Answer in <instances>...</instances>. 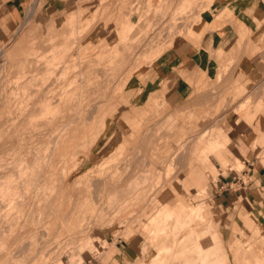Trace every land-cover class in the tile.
I'll return each mask as SVG.
<instances>
[{
    "label": "rangeland",
    "instance_id": "1",
    "mask_svg": "<svg viewBox=\"0 0 264 264\" xmlns=\"http://www.w3.org/2000/svg\"><path fill=\"white\" fill-rule=\"evenodd\" d=\"M220 2L84 0L55 15L32 0L25 23L0 41V264H118V247L129 243L120 241L131 235L130 264H155L161 248L191 235L188 245L210 244L231 264L220 231L228 210L215 193L232 175L248 183L250 168L264 174L263 146H253L247 126L235 128L241 111L264 102V80L237 81L232 58L179 107L164 102L140 115L143 108L124 100L130 80L143 79ZM127 114H139L142 129L126 128ZM240 130L246 154L232 152ZM224 136L228 144L213 147ZM211 147L222 151L210 156ZM175 199L200 205L201 223L153 241L151 222ZM234 237L232 264H264L263 238L248 257L252 244L239 241L237 227ZM180 243L169 257L162 252L165 264L182 260Z\"/></svg>",
    "mask_w": 264,
    "mask_h": 264
},
{
    "label": "crops",
    "instance_id": "2",
    "mask_svg": "<svg viewBox=\"0 0 264 264\" xmlns=\"http://www.w3.org/2000/svg\"><path fill=\"white\" fill-rule=\"evenodd\" d=\"M82 1L84 0H44V6L47 11L56 15L66 13L70 6ZM94 1L105 3L109 0ZM220 3L222 8L217 11L218 14L215 16L200 14L202 25L193 29V35L177 38L174 45L144 71L143 79L136 76L130 80L126 90L127 97L124 100L143 108L140 115L153 112L164 102L179 107L191 96L197 82L216 78L218 64L220 63L222 70L226 62L232 58H239L237 73L240 74V78L237 77V81H254L257 75L260 76V81L264 80V0H221ZM31 5L32 0H0L1 42L8 40L25 23ZM77 17L78 22H83V16ZM74 32L80 34V31ZM249 67H254L256 73L247 74ZM252 76L255 78H251ZM219 78L220 71L217 79ZM240 109L244 107L240 106ZM140 115L127 114L126 128L142 129ZM246 126L247 129H251L250 141L253 146L259 148L263 146L264 152V102H259L255 108H246L240 112L235 128L243 130ZM240 132L241 140L233 138L232 152L246 154L248 149L244 146V140H247L243 139L244 131ZM220 138L221 144L215 142L213 147L228 144L225 136ZM213 147L208 149L210 156L219 155L222 150L215 149L213 153ZM256 160L259 161V157L252 158V161ZM261 172L262 170L256 172V168H250L246 174L250 179L248 183L238 175H232L226 187H222L221 194L215 193V197L222 201V206L228 210L220 231L231 264L239 252L238 249L234 253L233 249L237 245L233 244L235 227L239 231V241L252 242V255L247 251L248 257L256 255L254 242L257 239H264V174ZM179 204L182 205L180 202ZM217 211L219 213V210ZM198 221L201 223L200 220L196 222ZM244 233L253 234L250 241ZM126 240L129 241L127 246L118 247L116 258L118 264H130L137 259V251L134 249L136 238L131 235L120 242L126 243Z\"/></svg>",
    "mask_w": 264,
    "mask_h": 264
},
{
    "label": "bare ground",
    "instance_id": "3",
    "mask_svg": "<svg viewBox=\"0 0 264 264\" xmlns=\"http://www.w3.org/2000/svg\"><path fill=\"white\" fill-rule=\"evenodd\" d=\"M74 18H76L77 20V17L74 16ZM73 18V19H74ZM75 21V19L73 20ZM23 71V70H22ZM101 72H104V71H101ZM25 74V73H24ZM28 74V73H27ZM35 78V77H34ZM30 79V78H29ZM18 81V80H17ZM30 81V80H29ZM75 81V80H74ZM78 81V80H77ZM28 83V82H27ZM29 84V83H28ZM31 84V83H30ZM73 84H75L73 82ZM71 85L72 86H76V85ZM30 87V86H29ZM75 88V87H73ZM25 90V89H24ZM27 90V88H26ZM73 90V89H72ZM71 95V94H70ZM19 96V95H18ZM27 96V95H26ZM66 96V95H65ZM68 96V94H67ZM73 96V95H71ZM35 97V96H34ZM64 98V97H63ZM73 98V97H71ZM78 98V96H77ZM8 99V98H7ZM17 101V100H16ZM15 103V102H14ZM16 104V103H15ZM36 106V105H35ZM23 107V106H22ZM27 107V106H26ZM31 107V106H30ZM38 107V106H37ZM24 108V107H23ZM26 109V108H25ZM34 109V108H33ZM35 110V109H34ZM26 112V111H25ZM28 112V111H27ZM33 113V112H32ZM30 114V113H29ZM24 115V114H23ZM28 115V114H27ZM35 116V115H34ZM24 118V117H23ZM37 118V117H36ZM35 119V118H34ZM18 120V119H17ZM27 123V121H25ZM30 123V122H29ZM35 123V122H34ZM31 128V127H30ZM14 152V151H13ZM16 193V192H15ZM171 199V198H170ZM7 202V201H6ZM15 202V201H14ZM14 206V205H13ZM9 208V207H8ZM201 210L200 206H192L191 208H187L183 205H180L178 200L175 199L174 200V204H172L171 206L168 207V209L166 208V211L165 212H160L156 218H154V220L151 222V226L153 227V233H152V240L153 241H157L160 239V237L162 236H165L171 229V227H174L172 229V231H177L178 229L180 228H187V227H190L192 226V224H194L197 220H202V218L199 216H197L198 212ZM173 220L175 221L173 223ZM206 221H204L205 223ZM1 226V225H0ZM211 228V226H210ZM146 231L147 228L145 226L144 228ZM212 229V228H211ZM208 234V233H207ZM206 235V234H205ZM177 237L174 238V242L172 240V244L170 246H167L165 248H161L159 250L160 254L159 256H157V258H155V260L152 261V263H157V264H165L163 262L162 257H160L163 253H167L168 254V257H169V254L171 255V252L174 248H176L178 246V243L179 240L176 239ZM194 239L193 236L191 235V237L188 238L189 239ZM157 239V240H156ZM162 239V238H161ZM187 239H183V241H181V243L179 244L180 247H182L181 249V254L177 257H175L177 259V262L180 261L179 259H181L182 257V260L177 263V264H221V260L220 258L218 257L217 254H215L214 252L211 251V246L210 244H204L202 245L200 240H197L196 243H194L193 245H188L189 243L187 242L188 241ZM178 241V243H177ZM192 241V240H191ZM249 243V242H248ZM187 244V245H186ZM201 244V245H200ZM250 244H252V242H250ZM249 244V245H250ZM189 246V247H188ZM180 247H178L180 249ZM213 248V246H212ZM250 248V247H249ZM248 248V249H249ZM164 251V252H163ZM178 251V250H177ZM180 251V250H179ZM178 251V252H179ZM163 252V253H162ZM175 252V251H174ZM173 252V254H174ZM176 253V252H175ZM187 253H190L187 257V255L185 254ZM165 254H163L162 256H164ZM175 255V254H174ZM172 255V256H174ZM185 255V256H184ZM167 256V255H165ZM172 256L170 257V259H172ZM166 258L167 260V257H164V259ZM174 258V257H173ZM186 258V259H184ZM174 260V259H172ZM172 262V261H170ZM168 263V262H167Z\"/></svg>",
    "mask_w": 264,
    "mask_h": 264
}]
</instances>
